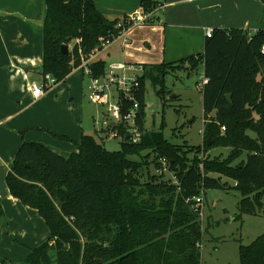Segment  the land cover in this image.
<instances>
[{"label": "trees", "instance_id": "16d2710c", "mask_svg": "<svg viewBox=\"0 0 264 264\" xmlns=\"http://www.w3.org/2000/svg\"><path fill=\"white\" fill-rule=\"evenodd\" d=\"M43 6L42 73L56 83L81 65L82 57L128 27L124 17L108 19L93 0H44ZM140 7L149 14L147 24L158 21L155 2L141 0ZM62 44L68 45L67 54L61 52ZM141 66L138 142L128 141L122 125L118 150L106 149L89 134H83L76 151L66 157L35 142L23 141L17 150L6 186L37 211L49 231L22 264H201V207L187 198L201 191L204 195L208 188L227 189L231 180L239 193L235 219L263 207L264 28L250 34L214 28L201 52ZM87 67L89 75L97 77L105 73L106 63L96 59ZM182 68H200L207 80L202 86L203 142L197 146L167 140L164 118L158 130L145 128L146 82L158 86L157 95L164 97L165 75ZM214 147L229 151L226 156L207 154ZM151 154L157 169L166 158L174 181L149 172ZM238 258V264H264V233L240 244ZM0 264H6L5 259Z\"/></svg>", "mask_w": 264, "mask_h": 264}, {"label": "crops", "instance_id": "0c3cea01", "mask_svg": "<svg viewBox=\"0 0 264 264\" xmlns=\"http://www.w3.org/2000/svg\"><path fill=\"white\" fill-rule=\"evenodd\" d=\"M93 1L108 19L141 11V0ZM150 1L157 4L158 21L128 26L89 60L172 63L203 50L205 28H238L249 34L264 28V0ZM43 5L44 0H0V210L7 222L0 259L7 264H22L30 249L49 235L37 211L13 197L5 183L22 142L39 143L66 157L76 151L83 134L98 138L93 124L97 108L87 99L89 77L81 65L40 98L30 94L29 83L42 74ZM12 238L25 247L19 248ZM3 244L10 247L9 254Z\"/></svg>", "mask_w": 264, "mask_h": 264}, {"label": "rangeland", "instance_id": "374dc122", "mask_svg": "<svg viewBox=\"0 0 264 264\" xmlns=\"http://www.w3.org/2000/svg\"><path fill=\"white\" fill-rule=\"evenodd\" d=\"M202 79L203 74L200 68L195 70L182 68L169 72L164 78V97L157 95L158 86L154 88L150 81H147L145 86V128L158 130L162 118H164L163 135L167 140L174 144L201 145L203 142V122L205 121L202 106ZM112 89L115 95V87ZM90 103L97 108L96 120H100L105 106L91 101ZM93 124L96 128L95 120ZM97 133V139L102 141L106 149H119V138L108 136L100 131ZM228 151L229 148L214 147L207 154L226 156ZM192 155L193 153H190L189 157ZM152 157V154L148 157L147 168L151 174H158ZM164 176L169 177V172H164ZM222 180H226V178L223 177ZM227 181L230 185L229 188H208L203 195L200 214L203 229L200 246L201 264H238L239 245H247L258 235L264 233V198L263 207L259 212L256 214L244 213L240 219H235L236 215L239 214V193L231 187L232 181ZM6 227L7 222L1 217L0 243L2 242L1 234L3 231L6 232ZM12 240L19 248L25 247L17 239L12 238ZM3 248L6 254L11 251L10 247L4 246V244ZM7 262L8 264L13 263ZM21 262L25 263V259Z\"/></svg>", "mask_w": 264, "mask_h": 264}, {"label": "built area", "instance_id": "2783aa9c", "mask_svg": "<svg viewBox=\"0 0 264 264\" xmlns=\"http://www.w3.org/2000/svg\"><path fill=\"white\" fill-rule=\"evenodd\" d=\"M148 15L149 14H145L141 11L135 12L124 16V20L128 26L144 25L147 24L146 20ZM117 25H121V21L118 22ZM126 28L127 27L123 28L120 34H122ZM211 34V28L204 29V35L206 37L211 36ZM110 43L111 42L108 41L104 42L101 49H95L92 51L88 56L89 58L82 57L81 62L84 72L89 77V100L91 102L99 103L105 106V110L101 119H95V125L98 127H96V131H100L108 136L121 139L123 138V135L119 132V126L123 125L125 127V133L128 135V141L136 143L141 138V130L137 125L140 107L139 101L137 99V92L140 86L139 76L143 72L142 66L140 64L136 65L132 63H126L124 61L111 62L106 65V70L103 75L97 77H91L89 75L87 63L90 61V57L105 49ZM206 81L207 80L203 77L201 81L202 86L204 83H206ZM54 84H56V81L52 75L49 73H42L39 81H31L29 83V90L32 98H40L44 92ZM114 87L116 89L115 95L114 90L112 89ZM159 162L161 167L158 168V174L168 171L169 177H171L174 181L175 177L168 168L166 158L162 157ZM190 200L194 201L195 208L201 207L203 201L202 191L198 196L192 197L191 199H186V201Z\"/></svg>", "mask_w": 264, "mask_h": 264}, {"label": "water", "instance_id": "95a60500", "mask_svg": "<svg viewBox=\"0 0 264 264\" xmlns=\"http://www.w3.org/2000/svg\"><path fill=\"white\" fill-rule=\"evenodd\" d=\"M67 40L69 41L70 38H67ZM60 50H61V52H62L63 54H67L68 51H69L68 45H67V44H62L61 47H60ZM210 142H211L210 139H207V145H209Z\"/></svg>", "mask_w": 264, "mask_h": 264}]
</instances>
